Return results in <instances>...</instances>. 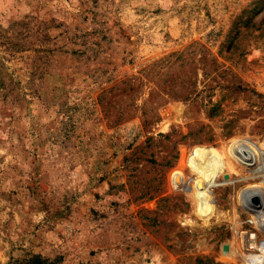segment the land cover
<instances>
[{"label":"rangeland","instance_id":"obj_1","mask_svg":"<svg viewBox=\"0 0 264 264\" xmlns=\"http://www.w3.org/2000/svg\"><path fill=\"white\" fill-rule=\"evenodd\" d=\"M0 264H264V0H0Z\"/></svg>","mask_w":264,"mask_h":264},{"label":"built area","instance_id":"obj_2","mask_svg":"<svg viewBox=\"0 0 264 264\" xmlns=\"http://www.w3.org/2000/svg\"><path fill=\"white\" fill-rule=\"evenodd\" d=\"M254 252L257 253V254L259 253L258 250H255Z\"/></svg>","mask_w":264,"mask_h":264},{"label":"water","instance_id":"obj_3","mask_svg":"<svg viewBox=\"0 0 264 264\" xmlns=\"http://www.w3.org/2000/svg\"><path fill=\"white\" fill-rule=\"evenodd\" d=\"M225 249V247L223 248V250Z\"/></svg>","mask_w":264,"mask_h":264}]
</instances>
